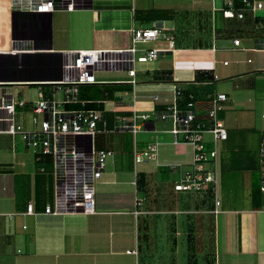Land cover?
Here are the masks:
<instances>
[{
    "label": "crops",
    "instance_id": "1",
    "mask_svg": "<svg viewBox=\"0 0 264 264\" xmlns=\"http://www.w3.org/2000/svg\"><path fill=\"white\" fill-rule=\"evenodd\" d=\"M136 2L79 0L72 10H66L60 0H55L53 10L37 12L24 9L28 0H0V95L4 93L24 99V106L17 107L21 112L32 113V101L23 98L29 89H33L38 98L39 89L45 96L63 92L46 80L61 76L65 50L127 48L134 27L153 23L162 29L163 34L159 39L145 41L147 43L140 46V52L149 47H170L160 52L156 59L134 62L136 83L128 81L131 75L125 67L98 69L111 72L103 77L95 76L96 82L80 84L77 101L62 102L64 109L100 110L106 118V125L98 121L97 128L102 130L97 132L112 134L110 148L113 154L106 159L101 176L93 183L95 212L44 213L46 203L55 206L52 154L26 146L19 135L0 132V136H11L10 147L6 138L0 137V264H264L263 185L260 191L253 188V194L252 187L248 189L246 185L240 199L243 203H230V206L219 194V189L222 191L220 179L217 194L221 202L216 206L215 192L208 185L202 190H191L195 191L193 199L179 194L184 190L174 188L175 176L167 182L157 179L159 177L151 178L152 169L133 170L136 162L149 161H134L133 150L135 146L138 148L136 140L128 149L130 157L127 162L125 156L114 152L116 134H122L120 140L125 133L133 134L113 129L118 114L130 113L135 108L151 111L160 119L157 111L173 99L175 83L182 88H188L182 85L183 82L203 86L209 82L193 80L195 71L215 70L208 66H190V60L181 61L175 57V52L180 50L203 49L179 46V22L174 20L177 9L170 7L174 10L172 18L145 21L136 17L137 10L156 6L145 7ZM212 3L213 18L220 22L219 26L212 27V37L223 34L236 37L238 32H229L228 19L219 18L222 0H212ZM167 36L174 39L172 45ZM213 43L208 49L215 52L217 48L212 49ZM179 61L187 62L192 69L191 79H174L175 72L182 69ZM161 69H170L172 79H156L153 73ZM118 70L124 71L125 75L121 76V72H116ZM141 71L145 72L146 78L138 80L136 76ZM115 88H123L128 93L131 89V97L123 101L118 91L115 93ZM110 90L112 93L108 92ZM154 94L158 99L153 98ZM106 100L121 106H107ZM91 102L96 106L87 105ZM112 112L114 114H110ZM169 128H156L149 114L145 129L140 131L170 133ZM171 139L160 141L173 144ZM148 142L139 144L140 149ZM225 157L221 152L220 170L221 164L224 167L227 163ZM233 158L230 156L231 160ZM243 160L244 164L248 163L245 155ZM157 164L161 167L160 173L177 172L171 167L174 163ZM248 179L251 182V178ZM139 190L143 195H138ZM29 199L34 202L33 214L24 213ZM126 249L134 251L126 252Z\"/></svg>",
    "mask_w": 264,
    "mask_h": 264
},
{
    "label": "built area",
    "instance_id": "2",
    "mask_svg": "<svg viewBox=\"0 0 264 264\" xmlns=\"http://www.w3.org/2000/svg\"><path fill=\"white\" fill-rule=\"evenodd\" d=\"M63 8L72 10L79 0H60ZM264 7V0H222L220 11L224 17L243 19L246 15L255 18V10ZM55 8V0H28L24 9L29 11H51ZM264 28V18H259L255 24ZM162 29L155 25L134 27L132 29L131 44L127 48H76L65 50L66 58L61 60V76L49 81L61 88L65 98L58 100L52 96H45L39 89V98L32 105L31 123L32 128L24 129L20 122L15 119L17 107H23L25 100L12 96L0 95V132L11 135L19 134L28 147L41 153H51L53 156L54 175L56 180L55 206L46 203L44 213L63 211H78L83 213L95 212L93 183L103 171L106 159L113 154L111 148H98L94 144V134L102 129L97 128L100 121L106 125V118L98 109H64L62 102L77 101L76 95L80 84L96 82L95 71L104 68L125 67L131 77V83H136L134 77V62L156 59L160 52H165L170 47H149L135 57L134 52L138 49L137 43L161 38ZM169 44L174 39L166 38ZM233 47L240 45L238 36L232 38ZM212 44V49L216 50ZM256 49L264 50V38L257 40ZM250 60V59H248ZM223 64L228 60L224 59ZM212 78L217 74L212 71ZM204 82V81H203ZM210 82V81H205ZM174 97L164 103L162 109L157 111L160 119H170L171 127L168 131L172 135L171 142L174 145L188 144L192 155L190 166L183 169L181 164H171L172 169L179 171V177L174 183L177 190L191 191L202 190L210 186L215 192V204L221 202L217 194L219 186V150L217 143L228 136L227 128L223 119L217 115L218 109L222 108V102L227 99L226 92L216 91L211 97V105L204 117L198 116L195 102L183 95V88L179 84L174 85ZM127 90L123 91L126 95ZM158 99V95H153ZM84 102V100H82ZM38 114L41 117H38ZM264 116V113L262 114ZM141 118V121H138ZM148 112H137L132 108L130 113L118 114L114 122V130L131 131L136 134L145 129ZM106 128L104 127V130ZM210 133L214 147L208 148L204 142V133ZM161 141L148 142L144 148L133 150L134 161L142 159H156L158 147ZM259 152L264 155V133L259 140ZM211 162L212 165H207ZM261 184L264 186V169L261 170ZM136 202L140 200L137 198ZM217 212L218 209H215ZM24 213H35L34 202L29 199L26 202ZM126 249V252H133Z\"/></svg>",
    "mask_w": 264,
    "mask_h": 264
},
{
    "label": "rangeland",
    "instance_id": "3",
    "mask_svg": "<svg viewBox=\"0 0 264 264\" xmlns=\"http://www.w3.org/2000/svg\"><path fill=\"white\" fill-rule=\"evenodd\" d=\"M136 1L137 5H143L145 7L153 5L156 7H173L177 9L178 12L174 16V20L179 22V46H199L203 47V49L180 50L177 52L178 54L175 52V57H179V60L181 61L190 60V66L194 64L198 67L208 66L215 68L214 71L217 74V78L212 80L210 89L202 92L201 96L202 100H206L208 104L207 107H209L211 105V97L216 91L222 90L227 94V99L222 102V108L218 109L217 112L218 117L223 119V123L228 131V138L217 143L219 156L221 155V152H223V156H226L224 162H227L223 167L224 170L221 181L222 188L220 186L222 191L219 189V194L230 206L231 204H242L243 200H240L243 195L242 191L245 190V187H247L246 185H248V189L253 187L248 179L251 178L252 167L250 170L240 168L244 165L243 155H245V159L248 160L249 164L251 161V164L257 166L259 170L264 169V162H262L264 161V155H261L259 152L258 141L261 133H264V116L262 115V113H264V50L253 48L257 47L258 39L264 38V28L259 25L242 27L241 29L238 28V34H236V36H239L241 43L240 45L233 47L231 37L234 35L230 34L227 36L226 34H223L217 38L212 37V27L219 26L220 23L213 18V11L211 9L213 5L212 0ZM138 1L140 4H138ZM216 4L218 5L219 3L216 2ZM254 14L260 18H264V7L255 10ZM235 29L233 28V30ZM214 33L216 34L217 31L214 30ZM212 41H214L217 47L215 52L208 49ZM146 43L147 42L137 43V46L139 47L138 50L134 52L135 57L142 53V51L140 52L139 50L140 46L144 47ZM199 43H201V45ZM224 59L228 60V64L222 63ZM181 61H179V67L182 69H179V72H175L176 77L174 79H191L193 77L191 73L192 69L187 65V62L184 63ZM108 72L111 71L96 70L95 76L98 78L103 77ZM112 72H114V70H112ZM116 72H121V76L125 75L124 71L118 70ZM145 76V72L141 71L136 78L142 80L143 78H146ZM182 85L187 87L190 86L189 83L185 82H183ZM114 90L116 94L118 91V95L123 101H126L131 97V89L126 95L123 94V88H115ZM28 91L29 92H27L23 98H27L32 101V103H35L38 96L34 93L33 89H29ZM111 95L112 94H110V96ZM50 96L52 95L50 94ZM54 97L58 100H62L65 98V94L63 92H57ZM106 105L110 107H113L114 105L115 107H118V105L121 106L110 100H106ZM61 106L63 107L62 103ZM206 108H201L199 106L196 107L198 112ZM137 112L145 111L137 110ZM31 114V111L25 110L21 112L16 109L15 119L22 124L24 129L29 130L32 128V125L30 124ZM110 114H114V112ZM149 114L154 120L156 128L162 129L171 127L170 119H158L155 117L156 114H153L151 111H149ZM38 117L40 118L41 115L38 114ZM138 121H141V118H138ZM97 133L94 134V140ZM120 136H122V134H116L117 145L114 152L116 155L122 154L125 156L126 162L128 157H130L128 149L133 146L134 140L137 141L138 148L140 149L142 146H139V144H144L147 141H153L156 139L159 141H169L171 139L170 133L162 131H139L135 135L125 133L121 140ZM0 137L6 138L8 141L7 145L10 147L11 136L5 134ZM17 141H19V138ZM204 142L208 148L214 147L213 138L210 133H204ZM15 144L18 145L19 143L15 142ZM191 155V147L188 144L182 143L177 147L173 144L161 143L159 145L156 159H150L147 162H136L133 166V170L144 169L148 171V169H152L153 173L151 178L155 179L159 177L157 179H162L168 182V180L174 178V176L178 178L177 173H179V171L177 170L175 174L171 172L160 173L159 169H161V167L159 168L157 163H179L181 164V168L185 169L190 166ZM230 156H234L235 158L231 160ZM207 165H212V163L208 162ZM125 168L127 169L128 166L126 165ZM220 176L219 168V177ZM261 187L262 185H260V188ZM194 192L195 191H190L189 193H186L185 191H181L179 194H183L184 197L188 195V197L194 199ZM138 195H143V191L139 190ZM183 247L185 248V246Z\"/></svg>",
    "mask_w": 264,
    "mask_h": 264
},
{
    "label": "trees",
    "instance_id": "4",
    "mask_svg": "<svg viewBox=\"0 0 264 264\" xmlns=\"http://www.w3.org/2000/svg\"><path fill=\"white\" fill-rule=\"evenodd\" d=\"M78 4V2H77ZM220 11V10H219ZM174 15V10L171 8H156V7H150V8H146L144 10H137L136 12V17L139 19H144L145 21H152L155 19H162V18H172V16ZM224 18V19H228V24L230 25V29L229 32L231 33V31H234L233 28L235 29L236 32H238V28L241 29L242 27H252V25L255 26L257 20L260 18L258 16H256L255 18H251L248 15H246L243 19H236V18H228V17H224L220 11V16L219 18ZM149 72V71H146ZM212 70L211 69H197L195 71V75H194V79L195 81H199V82H203V81H210L209 83H205V85H190L188 86V88H183V95L186 99L190 98V94H192V99L195 102V108L197 106L201 107V108H206L208 106L206 100H202V92H204L207 89H210V84L212 83V80H214L212 78V74H211ZM154 77L156 79H165V80H171V71L170 69H161V70H157L155 71V73H153ZM109 90V89H108ZM114 91V90H113ZM111 92L112 91H108ZM88 106H93L95 107L96 104L95 103H88ZM209 107H207L206 109H203L202 111L198 112V116L199 117H204L206 115L207 109ZM197 110V109H196ZM262 135V133H261ZM259 136V140L260 137ZM95 146L98 148H110L112 147V134H108V133H104V132H98L96 137H95ZM240 161V159H239ZM238 161V162H239ZM252 167V172H251V185L252 190H251V194L254 193V189L256 188L257 190H261L260 185L261 184V174H260V170L257 166L249 163H246L244 165H242L240 168L241 169H246V170H250V168ZM256 167V168H254ZM223 166L221 164V170H220V178L222 181V175H223ZM255 172V173H254ZM254 188V189H253Z\"/></svg>",
    "mask_w": 264,
    "mask_h": 264
}]
</instances>
